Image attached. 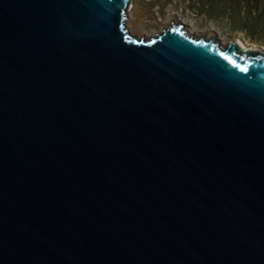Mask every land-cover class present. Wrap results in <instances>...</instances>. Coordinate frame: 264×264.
Wrapping results in <instances>:
<instances>
[{
  "label": "water",
  "instance_id": "95a60500",
  "mask_svg": "<svg viewBox=\"0 0 264 264\" xmlns=\"http://www.w3.org/2000/svg\"><path fill=\"white\" fill-rule=\"evenodd\" d=\"M131 0H0V264H264V53Z\"/></svg>",
  "mask_w": 264,
  "mask_h": 264
},
{
  "label": "rangeland",
  "instance_id": "374dc122",
  "mask_svg": "<svg viewBox=\"0 0 264 264\" xmlns=\"http://www.w3.org/2000/svg\"><path fill=\"white\" fill-rule=\"evenodd\" d=\"M203 5L199 0H131L126 14L127 28L132 35L148 39L172 22L182 24L197 37L214 38L224 46L237 41L243 49L264 53L262 34L248 36L224 13H217L216 8L210 13Z\"/></svg>",
  "mask_w": 264,
  "mask_h": 264
},
{
  "label": "trees",
  "instance_id": "16d2710c",
  "mask_svg": "<svg viewBox=\"0 0 264 264\" xmlns=\"http://www.w3.org/2000/svg\"><path fill=\"white\" fill-rule=\"evenodd\" d=\"M205 3L207 11L224 13L233 23L239 24L241 32L248 36L262 34L264 36V0H199ZM204 6V5H203ZM203 8V7H202Z\"/></svg>",
  "mask_w": 264,
  "mask_h": 264
}]
</instances>
